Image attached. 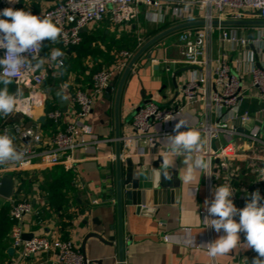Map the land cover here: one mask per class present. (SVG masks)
<instances>
[{
  "label": "crops",
  "instance_id": "obj_1",
  "mask_svg": "<svg viewBox=\"0 0 264 264\" xmlns=\"http://www.w3.org/2000/svg\"><path fill=\"white\" fill-rule=\"evenodd\" d=\"M59 1L17 0L15 7L16 10L30 11L34 15L41 16L45 9ZM185 9L191 11L186 16L185 21H204L198 5L185 6ZM252 19L257 18L252 17L247 20ZM178 23L165 10L157 12L153 8L141 5L139 16L131 22L115 24L109 17H106L99 23H93L85 27L82 34L89 39V44L87 43L88 45L84 47V49L89 51L87 55L79 52V48L65 49L58 40L53 41L49 56L44 54V52L40 56L44 59V63L50 59L54 49L67 50L68 54H66L64 65L54 72L58 78L60 77V84L52 88V101L63 110L54 95L55 88L61 86L64 94L69 99L67 111H71L75 106L70 101L69 92L78 87L90 88L92 85V71L99 68H110L117 61L119 52L125 49L131 50L128 49L129 46H133L132 43L137 41V49H135L136 47H131L133 49L131 51L136 53L139 50V37H142L146 42L160 31ZM222 26L225 30L236 29L241 36L257 40L254 45L251 44L249 47H241L234 50L232 44L223 43L220 38L221 31L216 28L207 43V46L211 48L213 59L224 54L226 60L236 70L238 65L234 59L240 55L245 60L239 67L244 88L241 109L242 111L255 113L264 107V98L252 86V78L247 73V70L250 62L260 65L259 60L264 61V26ZM192 28L203 31L205 22L203 25ZM153 31H155L154 34H151ZM182 31L162 38L145 51L135 64L121 96L120 115L123 135H129L132 132L133 113L145 101L153 99L166 108H175L180 104V95L175 100L174 97L181 90L183 84L193 77L195 68L187 65H176L166 70L162 65L165 59H177L180 57L181 46L178 37ZM149 55H151L150 58L148 57ZM251 57L252 61L249 60ZM175 74H177L178 87H176L173 78ZM121 75H118L114 80L115 87H113L112 94L103 93L98 95L92 111L84 118L83 123L87 128L88 135L92 136L96 141L90 143L87 146L88 149L82 147L76 151L75 166L78 171L77 174L62 165L50 166L45 162H37L29 169L10 173L16 183L15 193L11 198L0 195V229H3V235L0 236V264L38 263L39 256L19 260V254L16 249L9 253V249L14 247L11 238V225L4 227L2 226V221H5L8 217L12 199L23 200L30 198L37 204L39 201H43L40 196L39 185H53L55 180L59 178L61 185H69L67 184V178L64 177L62 180V177L58 175V171L55 170L57 166L70 171L75 179L73 182L76 186H74V191L67 188L64 190L66 200L69 199L65 203L70 205V201L75 199L79 207V209H71L72 211H69V215L66 218L65 222L68 223L65 231L67 234L66 238L56 229L58 223L63 222L61 220L63 216H55L54 220L52 219L45 224L46 228H40L33 221L34 215H31L24 223L25 232L33 235L57 234L63 239H73L79 249L84 238L89 233H104L106 239L115 236L114 245L104 243L95 237L89 238L86 252L90 260L102 259L105 264L118 263V219L115 203L111 202L112 199L115 200V196L111 195L110 191L116 176L115 96ZM45 85L46 81L44 87ZM17 89L18 86L13 81L9 86V91L14 93ZM44 112H46L45 109L39 110L37 116L41 117ZM19 116L24 117L14 113L0 116V134H4L6 128L8 133L11 134L10 126H15L16 123H13V120ZM178 118L187 120L190 128L198 130L197 127L205 118L203 104L186 105L184 112L176 119ZM176 119L169 124L175 125ZM47 120L49 119H46L45 122ZM45 122H40V126ZM258 124L261 126L260 137L263 143L244 141L241 149L242 155L235 158L232 162V174L228 170L223 169L217 159L214 160L213 172L215 179L212 185L207 184L206 176L200 171H197L196 179L191 183L181 182L180 177L184 175L187 164L191 163V161L186 163L184 156L176 157L171 154L168 151L166 138L163 140L159 139L156 146L152 148L135 145L129 155H125V158L132 157L134 162H144L145 165L152 164L160 156L167 157L174 164L173 169L170 168L169 171L172 172V180L179 189L178 194L175 193L170 196L173 200L160 205L153 216L136 214L135 208H126L123 218V230L126 241L125 264H252L253 259L258 254L252 249H245L243 243L246 241L243 232L240 233V243L228 254L215 258L208 255L206 243L209 234L212 241H214L220 235H223V232L216 233L211 228H205L201 211L206 209L204 201L212 199V189L222 184H229L232 187L235 193L233 202L244 203L246 193L252 187L255 177L253 167L262 163L261 158L264 157V122H258ZM199 132L204 140L203 133ZM11 135L14 138L15 146L19 150L21 144L26 141L19 137L16 129L15 134ZM226 139L221 138L214 141L213 148L217 149L226 142ZM19 173L22 179L16 177ZM78 176L81 177L87 186L85 189H81L76 185ZM20 187L23 189L17 194ZM73 195L74 198L72 197ZM236 219L238 220V217ZM111 224H115L114 229L110 228ZM4 228L7 229L5 230ZM165 236H168V240H165ZM188 240H195L196 244H189L186 242ZM56 256L55 251L44 255L45 264H56Z\"/></svg>",
  "mask_w": 264,
  "mask_h": 264
},
{
  "label": "built area",
  "instance_id": "obj_2",
  "mask_svg": "<svg viewBox=\"0 0 264 264\" xmlns=\"http://www.w3.org/2000/svg\"><path fill=\"white\" fill-rule=\"evenodd\" d=\"M16 2L1 0L0 11L8 7L16 10ZM194 4L198 5L201 11L205 22L204 30L198 31L194 28L183 30L178 37L181 46L180 57L165 59L162 65L166 70L176 65L195 68L193 77L187 80L179 91L180 104L175 108H166L153 99L145 101L133 113L132 132L129 135H122L121 143L123 158L129 155L135 145L152 148L159 139L163 140L166 135L174 134V125L169 123L184 112L186 105L201 103L205 110V118L197 129L204 135V154L210 161L212 169V176H206V179L207 184L212 185L215 179L214 160L217 159L220 166L232 174V162L242 155L243 142L248 140L252 143H263L260 137L261 126L258 122H264V107L255 113L242 111L244 88L239 67L245 60L240 55L234 59L238 65L236 70L232 68L224 54L213 59L211 48L207 43L214 29L218 28L223 43L232 44L234 50L254 45L256 39L243 37L236 29L225 30L221 22L247 20L252 17L264 20V0H60L45 9L41 17H50L61 28L58 41L65 49H71L82 42V28L99 23L106 17L115 24L131 22L139 16L141 5H145L157 12L165 10L181 23L185 21L188 13H191L190 10L185 9V6L190 7ZM215 20L218 21L217 27L213 24ZM46 42L47 40L43 42L40 56ZM144 42V39L139 37L138 48H141ZM4 54L5 50L0 49V57ZM134 54L127 49L121 50L117 61L110 68H104L93 74L90 88L78 87L68 91L70 101L75 106L71 111L59 108L44 112L46 119L56 126V131L49 134L42 130L37 112L46 107L44 83L59 67L49 59L40 69H22L13 79L22 92L13 113L30 118L34 124L31 126H25L22 122L15 124L19 137L30 140L23 142L19 147V151L24 153L22 160L0 164V185L3 176L10 175L14 171L29 169L37 162H45L50 166L62 165L77 174L76 151L82 147L88 149L87 146L96 141L88 135L83 123L84 118L92 111L96 97L105 93L111 82L123 73ZM65 58L66 54L60 58L63 65ZM249 60L252 61V57ZM259 63L260 65H256L250 62L247 73L251 75L252 86L264 98V61L259 60ZM6 131L8 132L7 128ZM221 138H227L226 142L214 149L213 142ZM261 160L262 163L253 167L255 177L252 187L246 193L244 203L234 202L237 208L245 207L251 193L256 190H259L264 197V175H261L264 171V157ZM76 185L81 189L87 187L79 176ZM233 197L235 198V193ZM111 202L115 203V200L112 199ZM35 212L33 199H12L9 210V218L12 221L11 238L14 248L18 251L19 260L39 256L37 264H45L46 260L43 256L55 251L56 264H92L90 259L84 258L73 239H63L57 234H34L30 239H25L24 223ZM206 215V209L201 211L202 219ZM164 238L168 240V236ZM209 242H212L210 234L207 243Z\"/></svg>",
  "mask_w": 264,
  "mask_h": 264
},
{
  "label": "clouds",
  "instance_id": "obj_3",
  "mask_svg": "<svg viewBox=\"0 0 264 264\" xmlns=\"http://www.w3.org/2000/svg\"><path fill=\"white\" fill-rule=\"evenodd\" d=\"M16 0H9L14 3ZM61 28L50 17H41L30 11L14 10L11 7L0 11V49L5 50L0 57V116L13 113L22 96L18 88L10 92L9 86L22 69H40L44 59L40 57L43 42L57 41ZM63 51L54 49L50 59L58 67L63 66ZM173 133L166 135L168 151L176 157L184 156L187 164L182 183H191L196 179L197 171L211 177L210 161L205 158V141L201 133L188 126L185 119H176ZM184 129V130H182ZM24 153L14 144L13 136L7 131L0 134V164L22 160ZM174 164L167 157H162L159 169L160 178L165 181L173 179L170 168ZM264 175V171L261 172ZM139 178L149 179V174L141 172ZM234 191L229 184L217 185L212 189V199L204 201L207 215L203 222L205 228H211L216 233L223 232L216 240L206 243L210 257L223 256L235 249L240 243V233L245 234V249H252L258 255L252 264H264V197L259 190L251 193L250 199L242 209L233 202ZM238 217V220L236 219ZM196 244L195 240L186 241Z\"/></svg>",
  "mask_w": 264,
  "mask_h": 264
},
{
  "label": "water",
  "instance_id": "obj_4",
  "mask_svg": "<svg viewBox=\"0 0 264 264\" xmlns=\"http://www.w3.org/2000/svg\"><path fill=\"white\" fill-rule=\"evenodd\" d=\"M1 6V0H0ZM204 21H184L173 25L169 28H166L159 33L155 34L153 37L148 39L144 45L139 48V50L134 54L132 59L130 60L128 66L123 71L118 88L117 93L115 96V137H116V176L114 180L113 187L111 188V195L115 196V206H116V213H117V245L119 249V261L117 264H125L124 263V253H125V236L123 230V218L124 213L127 207L135 208L136 214H141L145 216H153L160 205L166 204L173 200L170 198L173 194H178L179 189L178 186L171 181H165L163 178H160L159 169L161 167L162 156H160L155 162L150 165H145L144 162H134L132 157L123 158V150H122V124H121V96L124 90V86L126 81L132 72L135 64L139 61L141 56L147 51L150 47L155 45L158 41L162 38L166 37L167 35L176 33L181 30H185L188 28H192L194 26L203 25ZM214 25H218V21L215 20L213 22ZM221 25L225 26H264V20L261 19H252V20H226L222 21ZM85 28L81 29V32L84 31ZM149 58L151 55L148 56ZM178 74V73H177ZM177 74L174 75V81L176 87L177 84ZM113 87H115V81H112L109 87L106 89L108 95L112 94ZM55 97L57 101L60 103L61 107L64 111H67V106L69 104V99L64 94L62 87L57 86L55 88ZM180 95L178 91L174 97V100L177 99ZM46 116L42 115L39 117V122H45ZM11 134H15V129L13 125L10 126ZM30 138L24 139V141L29 142ZM147 172L149 174L148 180H143L139 178V174L141 172ZM16 183L12 176L5 175L1 180L0 185V195L11 198L15 193ZM170 198V199H169ZM111 229L115 228V224L110 225ZM33 236L32 233H25L24 238L30 239ZM98 238L99 240L107 243L109 245H114L116 237H110L106 239L104 237V233H97L92 232L89 233L82 243L80 248L81 253L83 254L84 258L87 260V252H86V245L89 238ZM15 248L12 247L9 249V253H12ZM92 264H105L104 260H91Z\"/></svg>",
  "mask_w": 264,
  "mask_h": 264
},
{
  "label": "trees",
  "instance_id": "obj_5",
  "mask_svg": "<svg viewBox=\"0 0 264 264\" xmlns=\"http://www.w3.org/2000/svg\"><path fill=\"white\" fill-rule=\"evenodd\" d=\"M155 31L151 32V34H154ZM89 44V39H87V37L82 34V42L80 43V45L73 47V49H78L79 48V52H83L85 53V55H87V53L89 51H87L86 49H84L85 46H87ZM133 46H129L128 49L133 50L132 48L137 49V41L132 43ZM51 46H53V41H47L44 45L43 48V52L44 54L49 53L50 49L52 48ZM132 47V48H131ZM89 48V47H87ZM130 50V51H131ZM64 54H68L67 50L63 51ZM68 64V62H67ZM80 64V62H79ZM101 67V66H100ZM97 69V68H96ZM102 70L101 68L97 69ZM97 70H94L91 72V75L93 76V74L95 72H97ZM54 109H59V107L55 104V102L53 101H46V107L45 110L46 112L50 111V110H54ZM16 117L13 120V123H19L22 122L25 126H31L32 124H34V121L31 120L28 117ZM20 120V121H19ZM42 130L46 133L49 134L51 132L56 131V126L53 124L52 121L47 120L45 123H43L41 125ZM56 171H58V175H60L63 178H67L69 185H61L60 182V178L56 179L53 185H39L40 187V196L43 199V201H39L37 204H35L36 207V212L33 216V221L35 223L36 226L40 227V228H46L45 224L50 221V220H54L55 216H63V218L61 219L63 222L62 223H58V227L56 226V229L59 231V233L61 232L64 235V238H66V228L68 226V223H66V218L69 215V211H72L71 209L74 208H78L76 204V200H72L70 201V205H68V203H65V201H69L66 200V196H65V188L67 189H72V191H74L75 189V185L73 184L74 182V178L73 175L70 171H66L65 169H63L60 166H57L55 168ZM20 173L17 174V178H20ZM67 182V181H66ZM75 186V187H74ZM23 187V186H22ZM22 187H20V189L18 190L17 194H19L21 192V190L23 189ZM17 196V195H16ZM74 198V195L72 196ZM64 202V203H63ZM12 228V221L9 218V212H8V217L7 219H5V221H2V226L7 227L10 226ZM5 230L7 228H4ZM3 229H0V236L3 235L2 232Z\"/></svg>",
  "mask_w": 264,
  "mask_h": 264
},
{
  "label": "rangeland",
  "instance_id": "obj_6",
  "mask_svg": "<svg viewBox=\"0 0 264 264\" xmlns=\"http://www.w3.org/2000/svg\"><path fill=\"white\" fill-rule=\"evenodd\" d=\"M46 54L49 56V53ZM58 84H60V77L58 78L55 73H52L49 78H47L45 87L43 86L44 91L46 92L47 102L52 101V88Z\"/></svg>",
  "mask_w": 264,
  "mask_h": 264
}]
</instances>
